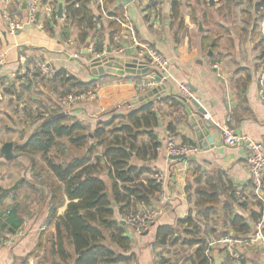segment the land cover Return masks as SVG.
<instances>
[{
  "label": "crops",
  "instance_id": "crops-1",
  "mask_svg": "<svg viewBox=\"0 0 264 264\" xmlns=\"http://www.w3.org/2000/svg\"><path fill=\"white\" fill-rule=\"evenodd\" d=\"M25 1L28 6V0H0V55L4 57L3 63H0V89L5 98L21 97L19 78L26 81L34 77L35 61L41 60L54 74L57 71H66L68 75L82 82H93L94 86L99 87L96 101H83L65 109L57 100L56 106L49 113L40 114L43 119L66 115L72 121L82 123L87 134H93L100 124H108L117 116H127L152 102L158 122L154 130L158 140L163 144L171 140L176 145L188 144L199 149L198 154L183 160H173L167 153L157 151L154 158H149L148 161L139 160L131 154V165L148 168L163 176L162 193L165 198L157 197L151 207L165 210L145 233L141 234L121 225L124 227L125 236L132 240L131 251L126 254L132 256V259L117 264H162L165 261V264L172 261L179 264H197L193 260L197 259L199 253L202 255V245L210 264H264V248L250 241L255 223L250 220L249 210L261 214L262 207L256 205L251 192V178L246 168L249 153L243 147H225L221 132L216 127V123L227 125L237 133L248 135L260 142L264 147V103L259 97L258 81L264 48L260 40L261 19L256 10L261 0H226L224 8L219 7L221 0H215L213 6L210 0H163L159 11L138 1L124 5L122 0H114L112 3L104 0L102 9L99 1L94 0L91 7L96 17L100 18L98 22L101 24V28L95 31L98 32L103 27L106 29L104 45L111 50V54L100 59L118 58L123 65L137 61L135 74L106 73L101 76L92 74L91 65L93 58L97 56L94 42L79 43L76 25L67 22L65 18L58 19L57 14L52 17L46 9L34 23L29 22L27 9L24 8ZM175 1L178 6L177 13L174 10ZM242 4L249 7L246 19L237 14V7ZM200 6L205 12L198 11ZM226 8L233 15L229 20L222 15ZM57 10L58 6L53 7L55 13ZM190 10L192 12L188 14ZM6 16L20 26L15 35L8 34ZM125 16L132 21L140 41L157 50L169 62L168 77L163 83H159V87L165 86L164 91L148 101L144 100L148 94L140 92L139 84L149 79V76L156 77V73L149 70L146 60L137 59L133 50L118 55L113 52L116 34L122 36L123 44L129 43L126 32L113 20L115 17ZM110 23H114V31L107 28ZM114 32V36H110ZM91 35L99 36L95 32ZM70 39L73 40V45L68 47L66 41ZM90 46L92 50L89 52L87 49ZM78 52L82 54L75 58L74 55ZM215 65L218 66L217 69L214 68ZM144 69L149 70L147 74H137ZM47 77L50 82L52 77ZM14 83L18 90L10 96L4 91ZM182 84L191 88L194 94L192 100H183L180 91ZM31 85L32 80L29 87ZM55 86V92L63 94L64 89L59 85ZM27 88L28 84L24 90H30ZM55 92L52 91L51 94L55 95ZM2 100L0 95V102ZM4 107L7 110L6 104ZM24 107L19 105L16 116L0 109V187L4 190H10L21 182L22 172L12 165L17 158L23 157L30 163L34 162L21 154L19 147L25 145L38 130L41 120L33 117L38 113ZM21 111L25 115L24 121ZM202 111L203 124L209 134L204 133V139L199 142L192 119ZM146 139L140 138L139 144L146 143ZM61 142L65 148L64 153L55 149L48 156V160L42 155L32 156L35 162L41 157L46 166L43 175L48 179V184L42 183V174L32 173L37 182L31 185L37 186V196L25 197L22 193H12L3 206H0L2 210L7 208V217L8 211L19 208L22 210L23 205H31L30 216H22L23 226L15 235L0 230V237L5 238V242L0 244V264H14L19 259L23 263L29 259V264H37L38 260L39 264L60 262L54 246L57 242L56 221L48 220L49 186H62L64 204L58 210V217L65 215L70 200L65 184L48 167L52 159L62 158V163H71L84 156L90 157L89 164L92 167L97 166V171L93 174L102 179L108 191H111L112 180L107 170L102 169L104 162L99 164L97 161L101 157L102 149L89 153L90 146L94 145L92 139H88L83 148H77L68 138L61 139ZM210 143L213 144L212 148ZM7 144L13 145L15 158L11 160L3 154V148ZM205 145H208L207 149ZM33 166L32 164L30 171ZM197 167L204 173L201 183H197L195 176L189 178V172ZM217 176L221 177L224 186L220 194L221 203L215 211H210L208 217L201 218L197 201L204 198L196 191L205 187L207 179ZM41 194L45 195V200ZM236 199L240 203H248V207L243 204L236 205ZM120 209L121 206L113 205L114 219L122 223L124 216ZM202 209L209 210V206H203ZM189 215L197 222L200 231L201 243L194 246L185 243L189 239L186 236L188 228L182 222ZM238 216L246 217V223L251 229L249 234L241 235L233 228L232 221ZM160 227L173 228L174 238L165 248L155 249L154 242ZM226 239L232 242H225Z\"/></svg>",
  "mask_w": 264,
  "mask_h": 264
},
{
  "label": "trees",
  "instance_id": "trees-1",
  "mask_svg": "<svg viewBox=\"0 0 264 264\" xmlns=\"http://www.w3.org/2000/svg\"><path fill=\"white\" fill-rule=\"evenodd\" d=\"M48 1L44 0L46 3ZM63 1L65 2L66 21L76 25L79 31L78 42L88 44L90 41L94 42V51L97 54L102 53L106 29L103 27L102 30L95 31L97 29L96 22L100 18L96 17L91 7L94 0ZM50 2L57 7L59 0H50ZM108 2L112 3L114 0ZM174 10L175 13L178 12L176 1ZM107 28L110 31L116 29L114 23H110ZM93 32L98 33L99 36L91 35ZM114 34L115 32L110 33V36H114ZM65 37L67 36L65 35ZM35 73L37 74L36 77L44 78L39 71ZM19 81L20 87L26 88L27 81L20 78ZM49 81L64 89L62 96L66 93L83 92L95 87L93 82H82L68 75L66 71L55 72ZM9 86L4 91L6 94L11 96L17 93L18 89L15 83ZM38 120H41L37 127L38 130L25 145L19 147L21 154L32 161H34L32 157L34 155H42L48 160L53 149L60 150L62 153L65 152L61 142L63 138H68L70 143L77 148H83L86 141L92 139L94 145L90 146L89 153L92 154L100 148L102 149L101 157H98L97 161L99 164L104 162L102 169L107 170L112 180L111 191H108L106 183L93 174L97 171V166L92 167L89 164L90 157L88 156L75 159L71 163H62V158H54L48 163L53 174L65 184L66 194L70 200L65 215L58 217V210L64 204L62 186H49L50 193L47 196L49 203L48 220L56 221L57 242L54 246L57 248L56 255L60 259V262L53 264H117L129 262L132 256H126V254L131 251L132 240L125 236L121 222L115 221L113 205L121 206L120 213L125 216L130 211L137 210L140 205L150 206L156 201L157 195L161 193V185L157 184L153 178L155 173L148 168L131 165L133 160L131 154H134L139 160L148 161L149 158H154V153L160 145L154 132L158 122L153 103H147L127 116H117L108 124H100L93 134H87L82 123L76 120L72 121L66 115H58L48 119H43L40 116ZM116 121L119 122L115 123ZM140 138H147L146 143L139 144ZM203 174L201 168L197 167L189 172V178L195 176L197 183H201ZM150 175L153 176L150 177ZM25 182L27 181H21L10 190H4L0 187V206H3L10 194L17 193L19 187ZM204 186V188L201 187L196 191L204 198L197 201L201 218L208 217L210 211H215V208L219 206L221 190L222 187L224 188L219 176L207 179ZM239 204L248 207V203H240L236 199V205ZM256 205L260 207L258 203ZM203 206H209V210L202 209ZM5 211L0 209V230L13 236L23 226L22 215L19 209H15L5 217ZM249 211L250 220L257 223L261 214L252 210ZM182 224L188 228L186 236L189 239L185 240V243L189 246L201 243L199 227L194 218L189 215ZM232 224L233 228L241 235L249 234L251 231L246 223V217L238 216L234 218ZM173 238V228H158L154 248H165ZM204 248L202 245L200 251L203 253L202 255L199 253L197 259L194 258V263L210 264L209 259L205 257ZM165 263L166 261L162 262V264Z\"/></svg>",
  "mask_w": 264,
  "mask_h": 264
},
{
  "label": "built area",
  "instance_id": "built-area-1",
  "mask_svg": "<svg viewBox=\"0 0 264 264\" xmlns=\"http://www.w3.org/2000/svg\"><path fill=\"white\" fill-rule=\"evenodd\" d=\"M101 8L103 9L104 6V0H98ZM138 1L139 3L143 5H148L151 7V9H154L155 11H159L160 7L163 5V0H134ZM225 1L221 0L219 7L224 8L225 7ZM53 5L50 0L46 3L44 0H28V6H27V13H28V19L29 22L34 23L36 21V16L40 14L44 9H46L49 14L55 16V12L53 11ZM257 13L260 15V30H261V43L264 48V0L260 3V5L257 6ZM66 19V16H64ZM6 20L8 22V34L9 35H15L16 32L20 29V26L18 23H16L14 20L10 19L8 16H6ZM113 20L122 27V30L126 32L129 43L127 45L123 44L121 42L120 34H116L114 36V42L116 43L113 52L114 54H124L126 51H134V56L137 59H143L147 61V67L150 71H154L156 74V77L161 78V82L163 83L164 80L167 79V74H169V62L168 60L161 55L157 50L150 47L149 45H146L140 41L137 35V31L135 26L133 25L132 21H130L129 17H115ZM96 21V20H95ZM97 29L101 28V24L96 22ZM118 44V45H117ZM66 45L68 47H71L73 45V40H67ZM89 52L92 50V47L87 49ZM112 52V53H113ZM81 52H78L74 55L75 58H79L81 56ZM107 48L104 47V50L102 53L97 54L95 58H102L104 56H107ZM4 60L3 55H0V63L2 64ZM214 68H218L217 65L214 66ZM34 69L38 70L43 76H49L52 77L54 75V72L51 70V68L43 61L36 60L34 64ZM154 76H149V79L144 80L141 84H139V90L143 94H148L149 92L153 91L159 86V83L155 80ZM258 81H259V97L261 101L264 103V51H263V59L260 62V70L258 74ZM180 91L182 94V98L184 101H190L194 98V94L191 90V88L186 85L182 84L180 86ZM99 93V87L95 86L93 88H90L88 91L82 92V93H66L63 96L59 98V105L62 108H68L71 107L77 103L83 102V101H96L98 98ZM216 127H218L219 131L221 132L222 136V143L227 148H245L248 151V161H247V171L251 178V184H252V195L255 198V201L260 204L262 207L261 209V218L260 220L255 223L253 234L250 237V241L254 243H258L264 248V147L263 145L253 140L248 135H242L237 133L233 128L222 125L220 123H216ZM160 145L157 148V152H165L169 157H189L192 155H196L199 153V149L195 146L183 144V145H176L171 140L165 141V143H161L159 141ZM154 180L157 184H160L162 187L163 184V176L159 173H155L153 176ZM163 187L161 190V193L157 195V197L165 198V195L162 193ZM165 208H158L154 209L153 207L146 206V205H140L137 207V210L130 211L124 216L123 222L125 225L131 229H134L135 231L139 233H145L149 231V229L157 222L160 215L163 213ZM11 212L8 211L7 215H9ZM225 242H232L231 240L226 239ZM1 246V245H0ZM236 259H238V256H235ZM168 264H179L176 261L170 262Z\"/></svg>",
  "mask_w": 264,
  "mask_h": 264
},
{
  "label": "rangeland",
  "instance_id": "rangeland-1",
  "mask_svg": "<svg viewBox=\"0 0 264 264\" xmlns=\"http://www.w3.org/2000/svg\"><path fill=\"white\" fill-rule=\"evenodd\" d=\"M185 7H187V5L185 4ZM248 9L249 7L245 4H242L239 8L237 7V14L240 15L242 18H248ZM198 11L200 12H205L204 9H201V6L199 7ZM225 13H223V17L225 16L226 20L231 19V17H233V15L230 14L228 8L224 9ZM192 10H190L188 12L191 13ZM105 47V45H104ZM38 71H33V76L31 78L26 79L27 83H28V87L30 85V81L32 80V85L30 86V90H24V88L20 91L21 92V97L19 98L18 96H15L14 98L11 99V97H7L5 98V95L3 94V92L0 89V95L3 98L2 102H0V109H4L5 110V104L7 107V112H9L11 115L16 116V112L18 111L19 105L22 104L25 107H27L26 109H31L33 112L38 113V115H40L41 113H49L50 110L55 107L56 105V101L58 100L59 103V98L62 96L61 92L56 91L55 92V85L56 84H52L50 82H48V77L47 76H43L44 78H42L41 76L36 77V73ZM58 86V85H57ZM93 88V87H92ZM89 90V89H88ZM87 90V91H88ZM54 91L56 94L52 95L51 92ZM85 92V91H83ZM78 93H82V92H78ZM30 96L32 97L30 99ZM5 100V102H4ZM24 107V109H25ZM24 111V110H23ZM23 111H21V116L23 118L22 121H24L25 119V115L23 113ZM35 115V114H34ZM37 116H33L35 119ZM19 117V120L21 121V118L19 115H17ZM23 139V138H22ZM54 151V149L51 151V153ZM33 166V170L30 171V167L32 164ZM29 162L26 158L20 157L16 159V162L13 163L12 165H15L16 168L18 170H20L22 172L21 175V181H27L25 182L21 187H19V190L17 191L18 195L19 194H24L25 197H28L30 195H34L35 197L37 196V186L31 185V183H36L37 181L35 180L34 176H32V173L34 172V174H42V183H47L48 179L46 177H44L43 172L45 171V164L43 163L41 157L38 158V160L35 162ZM48 184V183H47ZM46 185V184H44ZM41 197L45 200V195L41 194ZM31 205L27 204V205H23L22 206V210L19 208V212L22 216H30L31 214ZM4 211L7 210V208L5 207L3 209ZM5 242V238H1L0 244ZM29 259H26L25 262L23 263L21 261V259L17 260L14 264H29L28 263ZM40 263V260L37 261V264Z\"/></svg>",
  "mask_w": 264,
  "mask_h": 264
},
{
  "label": "water",
  "instance_id": "water-1",
  "mask_svg": "<svg viewBox=\"0 0 264 264\" xmlns=\"http://www.w3.org/2000/svg\"><path fill=\"white\" fill-rule=\"evenodd\" d=\"M124 5H129L131 4L134 0H122ZM215 3V0H210V4L213 6ZM24 8L27 9V1L24 2ZM64 10H65V2L63 0H59L58 2V10H57V18L58 19H63L64 18ZM39 18V14L36 16V19ZM107 53L111 54V50L110 47H108L107 49ZM211 53V52H210ZM121 59H114V58H110V59H99V58H95L93 59L92 62V74L94 76H101V75H105L106 73H112V74H117V75H125L127 74H135V70L137 68V61H133V62H127V64L123 65L121 64ZM148 69H144L142 70V72H139L137 74H147L148 73ZM155 80L157 82H161V78L160 77H156ZM165 89V86H158L156 89H154L153 91L148 93V96H145L144 100L148 101L150 98H154L155 96H157L159 93L163 92ZM203 111L202 112H198V115L192 119L193 123H194V127L196 128L195 131L198 134V141L202 142V140L204 139V133L209 134V130L205 129V125L203 124ZM198 121V122H197ZM201 123V126H200ZM204 130V132H203ZM203 148V144L201 143L200 145ZM205 149H207L208 145H205ZM210 147H213V144L210 143ZM209 147V148H210ZM3 154L5 155V157L8 160H11L14 157L13 155V145L12 144H7L5 145V147L3 148ZM173 160H183L186 159V157L184 156H180V157H171ZM122 226H125V223L122 222L121 223Z\"/></svg>",
  "mask_w": 264,
  "mask_h": 264
}]
</instances>
